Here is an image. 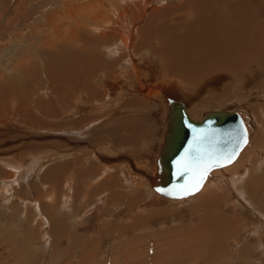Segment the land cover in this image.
<instances>
[{"label": "rangeland", "instance_id": "374dc122", "mask_svg": "<svg viewBox=\"0 0 264 264\" xmlns=\"http://www.w3.org/2000/svg\"><path fill=\"white\" fill-rule=\"evenodd\" d=\"M21 1L0 0V188L8 190L11 186L9 198L0 189V264H204L209 259L213 260L209 264H236L233 252L246 241V235L228 234L216 239L219 250L205 257L209 240L202 244L203 251L195 246L201 238L187 246L190 236L195 235L184 237L180 231L184 228L180 227H197L203 208L196 209L197 218L184 209L193 208L192 199L201 190L217 194L219 189L214 187L221 185L224 197L230 199L233 194L225 190L231 185H245L255 178L264 180V56L255 48L260 60L252 55L244 58L243 52L253 48L250 34L238 47L242 52L239 57L229 52L215 64H201L208 73L197 75L200 66L195 68V63L190 64L193 68L177 67L163 57L160 62L167 68L164 73L156 57L147 58L144 53L158 47V42L153 40L151 48L142 47L128 62H122L121 57L127 54L125 46L114 36L121 20L135 22L137 35L131 42L135 46L151 14L149 9L142 14L143 3L150 1L152 10L161 6L176 9V3L161 4L171 0ZM115 9L117 14H113ZM118 12L124 14L120 19ZM188 12L189 8L182 9L157 19L178 24ZM109 32L114 35L102 39ZM104 43H113L118 56L113 50L109 57L105 55ZM67 48L82 55L87 51L95 64L100 63V57L112 59L105 67L109 72L99 76L97 67H90L89 73H96L87 87L69 90V82L61 81L63 69L54 68L50 73L47 64L51 62L46 61L47 56L59 55ZM146 59L149 61L144 62ZM209 63L214 66H207ZM73 65L78 77L80 65L77 61ZM226 71V76L222 75ZM106 80L122 86L106 89L104 99L101 96ZM140 86L153 87V95L147 99ZM7 88L13 93L8 90L7 94ZM84 93L85 100L81 97ZM164 96L180 99L194 119L217 109L235 110L245 122L248 138L231 163L207 172L197 192L178 200L159 193V203L149 204L153 196L144 185L153 177L154 157L165 129ZM79 97L85 101L79 104L82 109L72 113L70 109L79 106ZM52 154L57 157L39 162ZM13 158L24 166L21 177L15 175ZM121 161L135 172L128 183L113 169ZM136 163H145L146 170ZM235 170L239 174L232 182L229 177ZM240 200L236 202L237 212L224 208L239 219L237 228L244 220L249 221L254 210L250 202L245 206ZM212 203L208 198V211ZM170 212L177 215L168 216ZM216 229L217 224L213 236ZM194 253L200 256L191 259L188 255ZM251 261L261 264L263 256L255 255Z\"/></svg>", "mask_w": 264, "mask_h": 264}, {"label": "bare ground", "instance_id": "6f19581e", "mask_svg": "<svg viewBox=\"0 0 264 264\" xmlns=\"http://www.w3.org/2000/svg\"><path fill=\"white\" fill-rule=\"evenodd\" d=\"M148 2H150V1H148ZM148 2L143 3L142 14L144 15L146 10H148V9L151 10V14L149 15V18L147 20L146 25L140 29L139 40H137L138 43H134L135 46H133L131 43L135 40L134 39L135 35H137L136 30H134V27H133V24L135 22L128 24L126 22V20L125 21L121 20V25H119L118 23L116 24L117 26H119L121 28L119 29V31H117V35H115L114 37L117 40H121L122 44L125 46V51L127 53L126 56L124 55L123 57H121L122 62H128L127 60H130L134 54H137L138 51L142 47L151 48V46L153 44L152 41L155 40L156 42L159 43L158 47H156L154 49H150L148 52H144V53H146L147 58H150L152 56L156 57V60L159 63V67L164 73L165 72L167 73V68L160 62L161 58H163V57H165L168 60V64L174 65V63H177V67L178 66H180V67L185 66V67H192L193 68V66L190 64L194 65V63H195V68L200 66L196 71L197 75H200L201 73L205 74V73H208V71H203L204 68H203V66H201V64H207L208 62H213V61H214L213 64H215V62L217 60H219V57H221L222 54H227L229 52L233 53L231 55L239 57V55L242 52L239 53L238 47L241 44L247 42L246 39H247L248 33L251 36V42L249 41V43H251L250 46L253 45V48H252L251 52L250 51L243 52L244 58L247 59L248 55L250 57L252 55L251 58L258 60L260 58L261 54L264 56V21H263L264 16H260L261 11H264V0H178L177 2H175L174 0H171V1H162L161 4L164 6L166 4L173 5L176 3L177 4L176 9L172 8V6H169V7H162L161 6L159 8H154L153 10L151 9ZM163 2H167V3H163ZM188 8L190 9V12L186 13L185 18L183 20H181L178 24L173 23L171 25L169 23H165L166 21L163 23L158 21V19L163 17V16H166V15L168 16V14L182 10V9L187 10ZM113 14H117L116 9L114 10ZM123 15L124 14L119 13L117 16L120 19V17L121 16L123 17ZM146 15H148V14H146ZM135 19H137V17ZM105 22L108 23L109 21H105ZM90 26L96 27L94 25H90ZM112 34L109 32V33L105 34L102 37V39H104L105 37L108 38V36H110ZM106 41H107V39H106ZM112 44H110V43L109 44L108 43L103 44V47H104L103 53L105 55H107V56L110 55L109 51H111V50H113L115 52V54H117V50H116V48L111 46ZM255 48L257 51L255 50ZM71 49L72 48H70V50H69L67 48L66 51L60 52L59 55H55L52 57L50 55V56L46 57V61L51 62V63L47 64V68L49 69L50 73L53 72L54 68L59 69V70L63 69L61 72V81H65L66 84L69 82V86H68V88H70L69 90H73V89H76L79 87H87V85H88L87 81L89 80V78L92 75H95L96 71H98V70H99L98 72L100 73L99 76L106 71L109 72L110 69L109 70L106 69L108 66V65L106 66V64H108L112 59L107 60L104 57H100L98 60L96 59L97 62H100V63L95 64L92 60H90L93 57H90L88 54H86V53H88L87 51H84V53L82 55L77 50H71ZM246 49L247 48H245V50ZM63 50H65V48ZM254 50L257 53L259 51L260 55L256 54ZM111 53H113V52H111ZM143 55H145V54L141 53L140 57H144ZM117 56H118V54H117ZM138 57H139V55H138ZM251 58H249V59H251ZM114 59H119V58H114ZM141 60L142 59H140V61ZM147 60L149 61V59H146V60H144V62H147ZM261 60H262V56H261ZM75 61H77L78 64L80 65V67L78 66V68H79L78 77L76 75L75 68L73 69V67H74L73 62H75ZM59 63H61V65ZM258 63H259V61H258ZM113 64H116V63H113ZM146 64H148V63H146ZM213 64L209 63L207 66H210V67L214 66ZM62 65H65V66L63 67ZM90 67H97V70L94 71L93 73H89ZM177 67H175V68H177ZM70 68L72 69L71 71H70ZM108 68H112V67L110 66ZM113 69L111 71H113ZM133 71L135 73L134 74L135 77H137L136 76V75H138L137 70L134 69ZM226 73H227V71L224 72L222 75H225ZM228 75H230V73ZM241 75H242V73H241ZM218 77H219V75L215 78H218ZM76 78H77V80H76ZM105 82H106V85L102 89L103 94L101 96V98L103 97L104 99H105L104 96H106V94H107L105 92L106 89H108V90H109V88L113 89V87L119 89L122 86V85L118 86L119 84L116 83V81L106 80ZM141 84L142 83H139L138 85H141ZM141 87H143V86H140V88ZM85 89H87V88H85ZM152 89H153V87L144 86L141 89L142 90L141 94L143 96L147 97V99H148L153 95L154 91ZM6 90L4 89L3 93L8 92L7 94H9L12 89L10 90L7 88ZM8 90H10V91H8ZM88 91H91V90H88ZM12 93H13V90H12ZM85 95H86V93H84L81 97L83 98V97H85ZM89 99H92V97H89ZM20 100H23V99H20ZM83 100H85V99L83 98ZM76 102L79 105L80 103L85 102V101H82V99L80 98V100H77ZM163 103H164V101H163ZM80 105L79 106L75 105L72 109H70L72 111V113L78 112L79 109L81 110L82 108H80ZM70 110H68V111H70ZM0 113H3V112H0ZM187 113H188V111H187ZM190 114H191V112H190ZM243 123H244V126L246 128V134H248L245 122L243 121ZM246 137L248 138V135ZM247 138H246V141H247ZM245 143L243 145H245ZM243 145L241 146L240 149L243 148ZM56 157H57V154L56 155L52 154L51 157L50 156L49 157L44 156V157H41V159H39V162L41 160H44V159L49 160L51 158H56ZM236 157L237 156H235L234 159ZM13 159H14L13 166L15 167L14 171L17 170V173L15 172V175L17 174V176L21 177V175H19V174L22 173V169L24 166L21 163H19L15 158H13ZM47 160L41 161L40 163L46 162ZM233 160H231L230 162L223 164V165H227V164L231 163ZM136 164L140 165L139 167L143 171H144V169L146 170V168H147V166L144 165L145 163L144 164L136 163ZM223 165H220V166L222 167ZM30 166L31 165H29V167ZM216 167H218V166H216ZM105 170H107V169H105ZM129 172H130V170H127V168L122 169V171H121L122 175H120V176L124 182L128 183L129 179L131 178L130 176H128L130 178L127 180V178L125 176V174H129ZM131 173L133 175V172H131ZM238 174H239V170L238 171L235 170V172H233L229 177L230 181L236 182ZM153 175H154V173H152V176ZM94 180H95V178L91 181V183H94L95 182ZM143 180H144V178H143ZM241 180L244 181L243 179H241ZM260 180L259 179L256 180V178H255V180L249 179L247 181V183L245 184L246 186L241 184L240 182H237L236 186L235 185L230 186L231 188H234V189H231L228 187V190L226 189L225 193H228V194L232 193L233 194V195L230 194V195H232V197H230V199L227 197L230 200V202L228 201V199H226L224 197V191L221 188V185H219V187H217V186L214 187V188L219 189V192H218L219 194L217 193L219 196L216 193H214L216 191L212 192L209 189H203L204 192H202V190H201V192L199 193L200 195L193 197V199H192V202L194 201L193 202V208L188 207V208L184 209V212H188L189 214H191L192 216H194L196 218H197V215H196L197 210L196 209L203 208L204 213L199 215L197 227H192L191 229H189L188 226H182L181 225L180 229H183V228L184 229L180 230V231H183L184 237L187 238L190 234L195 235V236H192V235L190 236L186 245L190 246V245H192L190 242L191 240H193V242H195V240H199V238H201V241L195 243V246L196 247L201 246L200 247V249H201L203 247L202 244L205 241L209 240L208 242H210V243L207 242L208 246H206V248H205L206 251L208 250V248H209V250L207 251V254H206L207 256H205V257H208V256L210 257V255L212 253L219 250L218 245H220V244H218L219 241L216 239H218V238L220 239L221 237H224V235L228 236V234L230 236H235L237 234L240 237H243L246 235V237H248V238H246V241L243 240L242 242H244V243L240 246L239 250L236 251L235 253L233 252V254L236 255V259H237L235 261V263L236 264H253L252 263L253 261H251V258L253 256L255 257V255L257 256V255L261 254L263 256V261H262L263 263L261 262V264H264V180L263 181H260ZM137 183H139V182H137ZM202 183H203V181H202ZM202 183H201V185H202ZM243 183H245V181ZM67 185H69V184L67 183ZM149 185H150L149 182L147 183V185H144V186H146V188L144 187V189L148 191V195L153 196L151 198V201L149 202V204H156V203L158 204L159 200H161L162 198L160 199L159 193L157 192V194H155L156 191L154 189H152V187L150 188ZM201 185L195 190L196 192L201 187ZM5 186H6V184H5ZM8 186H9V184H8ZM8 186H6V188ZM10 188H11V186H10ZM10 188H8V190ZM261 188H262V190H260ZM0 189L2 191H4V197L6 195H9L8 190H6L5 188H0ZM135 190L137 192H139L138 189H135ZM139 190H141V188H139ZM212 190H214V189H212ZM195 191H193L192 193H189V194H193ZM234 193H236L237 196H235ZM189 194H186V195H189ZM186 195H183V196H186ZM216 195H217V197H216ZM9 197H10V195L6 196L5 198H9ZM168 197H172V196H168ZM180 197L181 196L172 197V198H170V200H173V199L178 200V198H180ZM233 197L237 198V201H240V202H241L240 199L244 200L245 206H248L251 203L250 206L254 209L251 211L252 214H251V217L249 216L250 217L249 221L244 220L243 223L240 224L239 228H237L238 225L236 226V223H238L239 219L237 217H235V215L233 213H229V211H228V213L224 212L225 207L227 208L226 210L231 209L233 212H237V207H238L237 204L238 203L236 204L237 201L235 202L233 200ZM208 198L210 200H212V202H213L211 204V208L209 211L207 209ZM200 200H202V203ZM197 203H200V204H197ZM256 210H258V211H256ZM255 211L259 212L260 215H263V218L261 217L262 219H260L259 218L260 216L257 217V214ZM155 212L158 213L159 211L156 210ZM174 215H177V214L176 213L173 214L171 212L168 214V216H174ZM245 215H246V213H245ZM236 218H237V220H236ZM191 220H193V219H191ZM212 224H213V227L216 226V224L218 227V230L216 229L214 236H213V227L211 226ZM186 230H188V233H186ZM201 230L203 231V233H201ZM227 236H225V237H227ZM221 241L222 240H220V242ZM204 245H205V243H204ZM234 245H236V244L234 243ZM202 251H201V253H202ZM209 251H210V253H208ZM204 254H205V252H204ZM208 254H210V255H208ZM191 255H188L191 257V259L200 256V254H195L194 256H191ZM191 259H189V260H191ZM209 260H212V259H209ZM209 260L208 261L205 260L204 264H209L208 263V262H210ZM164 262L165 263H163V264L167 263L166 261H164ZM127 263L129 264V262H127ZM111 264H113V263L111 262ZM133 264H135V263H133ZM173 264H180V263L175 262ZM193 264H195V262H193Z\"/></svg>", "mask_w": 264, "mask_h": 264}, {"label": "water", "instance_id": "95a60500", "mask_svg": "<svg viewBox=\"0 0 264 264\" xmlns=\"http://www.w3.org/2000/svg\"><path fill=\"white\" fill-rule=\"evenodd\" d=\"M165 129L154 157L150 185L178 197L195 191L212 167L230 162L246 141V128L235 110L217 109L190 117L180 99L163 97Z\"/></svg>", "mask_w": 264, "mask_h": 264}, {"label": "crops", "instance_id": "0c3cea01", "mask_svg": "<svg viewBox=\"0 0 264 264\" xmlns=\"http://www.w3.org/2000/svg\"><path fill=\"white\" fill-rule=\"evenodd\" d=\"M106 148H104L103 149V151L105 150ZM113 152V151H112ZM115 153H117V152H115ZM129 164H130V162L129 161H127ZM134 164V163H133ZM107 167V166H106ZM123 168H127V170H130V172H133V173H135L134 171H133V169L131 168V167H129L128 165H127V163H125L124 161H121V165H119V167H115V168H113V169H116V170H118L119 172V175H122V173H121V171H122V169ZM107 169V168H106ZM108 169H109V167H108ZM107 169V170H108ZM124 171V170H123ZM129 172V174H125V176H126V178H127V180H128V178H130V177H132V176H134V175H131V173ZM128 176H130V177H128ZM121 178V177H120ZM122 179V178H121ZM136 188H140V187H136Z\"/></svg>", "mask_w": 264, "mask_h": 264}]
</instances>
